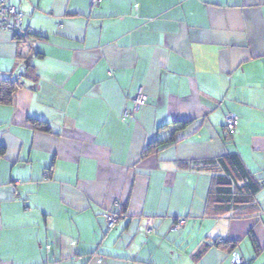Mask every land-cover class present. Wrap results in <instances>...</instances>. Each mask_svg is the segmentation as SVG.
<instances>
[{"label":"crops","instance_id":"0c3cea01","mask_svg":"<svg viewBox=\"0 0 264 264\" xmlns=\"http://www.w3.org/2000/svg\"><path fill=\"white\" fill-rule=\"evenodd\" d=\"M9 1L31 36L0 31L22 86L0 104V264H264V0ZM230 154L261 186L247 218L210 215L211 175L179 166Z\"/></svg>","mask_w":264,"mask_h":264},{"label":"trees","instance_id":"16d2710c","mask_svg":"<svg viewBox=\"0 0 264 264\" xmlns=\"http://www.w3.org/2000/svg\"><path fill=\"white\" fill-rule=\"evenodd\" d=\"M29 37L15 39L21 43ZM26 72L27 78H32L34 73L29 61L26 62ZM21 87V83L17 79H0V104L12 103L16 92ZM32 124L35 130L51 132L43 122L34 120ZM185 126L183 125V128ZM175 143L174 140L169 142L170 146ZM161 146H163L162 143H153L148 146L145 154H151L159 150ZM179 166L182 170L204 171L211 175L212 184L208 195L207 209L213 217L230 216L232 219H242L257 213L256 196L261 191L260 183L246 170L237 154H230L203 163H181ZM238 244L229 241L216 243L219 248L228 252L234 251ZM255 249L257 252L259 251V247L256 246Z\"/></svg>","mask_w":264,"mask_h":264},{"label":"built area","instance_id":"2783aa9c","mask_svg":"<svg viewBox=\"0 0 264 264\" xmlns=\"http://www.w3.org/2000/svg\"><path fill=\"white\" fill-rule=\"evenodd\" d=\"M101 0H88L89 8L92 10L98 7ZM24 12L15 7L10 3L9 0H0V31H6L15 36V38H24L31 36V32L27 31L23 27ZM21 80V77L19 78ZM19 80V82H20ZM145 96L142 90H139L134 98V109L133 111H125L124 118H130L134 120V116L139 113V111L145 106ZM239 125V120L234 114H227L224 123L225 135L230 137L234 134ZM120 209L121 207H117ZM105 221L109 229H113L117 222L118 216L114 211H109L105 213ZM185 225V220L180 219L173 226V230L178 232L183 229ZM154 232V227L151 224L147 228V234H152ZM232 264H248L240 255L235 254L231 260Z\"/></svg>","mask_w":264,"mask_h":264}]
</instances>
